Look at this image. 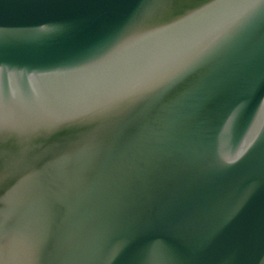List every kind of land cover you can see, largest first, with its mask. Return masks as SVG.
Segmentation results:
<instances>
[{"label":"water","instance_id":"water-1","mask_svg":"<svg viewBox=\"0 0 264 264\" xmlns=\"http://www.w3.org/2000/svg\"><path fill=\"white\" fill-rule=\"evenodd\" d=\"M0 264H264V0H0Z\"/></svg>","mask_w":264,"mask_h":264}]
</instances>
